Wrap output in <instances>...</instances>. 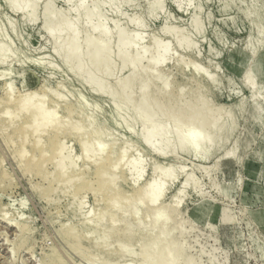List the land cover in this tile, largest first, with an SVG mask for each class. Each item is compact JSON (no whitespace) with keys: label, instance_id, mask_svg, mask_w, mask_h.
I'll return each mask as SVG.
<instances>
[{"label":"rangeland","instance_id":"obj_1","mask_svg":"<svg viewBox=\"0 0 264 264\" xmlns=\"http://www.w3.org/2000/svg\"><path fill=\"white\" fill-rule=\"evenodd\" d=\"M81 1L0 0V264H45L53 254L66 264H141L153 240L154 210L136 203L146 185L161 187L162 215L172 221L164 243L182 244L178 264H264V100L257 98H264V0H98L99 10L84 0L86 11L76 13ZM18 3L24 11L12 9ZM67 22L77 29L75 45L105 26L107 72L89 63V49L81 71L63 58L69 33L61 31L55 47L47 28ZM118 30L139 69L167 44L146 97L154 101L165 89L157 105L168 106L162 122L171 134L152 149L134 111L138 87L128 109L119 112L114 101L128 94L119 82L131 71L115 47ZM250 65L255 79L247 85ZM92 75L102 89L88 83ZM25 94L32 105L23 113ZM192 100L211 121H227L225 139L213 126L203 140V119L177 131L171 110ZM37 103L49 111L47 128L33 123ZM165 172L170 179L161 184ZM120 246L130 254L117 257Z\"/></svg>","mask_w":264,"mask_h":264},{"label":"bare ground","instance_id":"obj_2","mask_svg":"<svg viewBox=\"0 0 264 264\" xmlns=\"http://www.w3.org/2000/svg\"><path fill=\"white\" fill-rule=\"evenodd\" d=\"M66 1L70 2L72 0H66ZM110 1H112V0H109V2ZM113 1H118V0H113ZM92 6H93L94 10H99L100 9V2H98V0H93ZM12 9L16 12H20V11H24L25 6L22 3H18V4L13 5ZM47 9H48V7L46 6L45 10H47ZM86 9L87 8L85 5V1L82 0L77 5V9L75 10V12L76 13L85 12ZM89 14L91 17L95 16L94 12H90ZM76 30L77 29L75 27H73L71 25V23L67 22L66 24H60V25H57L55 27L47 28V33L53 38V44L55 47L60 46V44H59V38H60L59 33L61 31H66L69 33L70 39L68 41H66L62 46H60L62 49L61 53H62L63 58L66 60H69L72 57V59H74L78 63V70L79 71H81L83 69V67L80 66V64H79V61L82 57V52L85 49H89V54H88L89 63L98 62L101 65V71L107 72L111 66L110 61H109L110 44L109 45H102L99 43L100 39L106 34L105 26L103 24H99L98 27H95L94 36L85 37L83 42L81 43V45H78V44L75 45ZM127 39H128V37L124 34L123 31H121V30L117 31L116 41H115V47H116L117 53L121 56L123 65L131 68L129 75L126 76L124 79H122L119 82V87L121 88V90H128L129 92L126 95L125 94H123L121 96L119 95V100L123 101L122 104L118 100H114V101H115V103H117L118 106H120L119 112H121L122 110L124 111V110L128 109L130 107V104L133 101V97H132L130 90L134 86L138 87V100L136 102V107H135L134 111L136 113V117H137L138 121L143 125V129L141 131L140 136L142 139H144L146 146L152 149V145L157 138L161 142L166 143L168 141L167 139L169 138V136L171 134V130L165 129L166 126L162 122L163 118H165V115L168 111V109L166 108L168 106L166 105V107H163V106L157 105V103H159L158 98L159 97L161 98L165 95V89L162 88L160 90L159 97L154 101H148L147 97H146V93H147V89H148V85H149L148 80H151L152 82L160 80V78L154 72L153 69L156 67V65L158 63L163 62L164 59L166 58L167 44H164V49L161 51V53H159L158 55L152 56L148 60L146 67L139 69L140 57L139 56L128 57L126 52H124V50H123V46L125 45L124 43L126 42ZM184 40H185V36L183 34L178 35L177 43L179 45H181L184 42ZM136 42H137V35H134V36H132V42L131 43L136 44ZM131 46H133V45H131ZM156 46H157V42L154 43V47H156ZM0 52H1V49H0ZM253 70H254V68H253ZM245 71H246L245 72V78H246L247 85H252V83L255 79V74L252 71V66L251 65L248 66ZM86 80L88 81V83L90 85H92L96 89H102V87H103L102 82L99 81V79L96 75H92L91 77L86 78ZM111 97L114 99V96H111ZM30 98H31V94H25V95H22L20 97L19 104H18V110L20 112H23V111L27 110L28 108H30V103H31ZM253 98H256V96H253ZM257 98L260 99L261 101L264 100V98H262V97H257ZM193 101L194 100H192L191 102L189 101L184 105H177L173 108V110H171L173 112V118L177 124L176 125L177 131L181 132V128L188 121L203 119L205 121V124H204L205 126L202 130L203 140L207 139V137L211 131V128L213 126L215 127L216 134L219 135L221 138L225 139L226 134H228V132H229V129L227 128L228 127L227 121H223V120L211 121V119L208 117V114H210L209 111L206 109H199L198 110L196 108V106L194 105L195 103ZM159 104H161V103H159ZM31 105H32V103H31ZM32 109L34 110L35 121H36V119H38L40 121V122H38L39 128L41 129V127H42V129H43L44 126H45L44 128H47L46 126H48L47 124H49V122H48V112L49 111L44 109V107L38 103L34 104V106L31 107L30 110H32ZM150 111H154V114L153 113H147ZM9 113L10 112H8L7 114H9ZM168 113H169V111H168ZM151 115L154 116L155 120H157V123H155V125H152V126L150 125V121H152V119H153L152 117H150ZM4 116H6V114ZM206 118H208V119H206ZM33 123H37V121L33 122ZM35 125H33L34 131L40 130V129H38V126L37 125L35 126ZM49 126H51V124ZM27 128H29V127L27 126L26 129ZM28 130H30V129H28ZM190 131H191V133L195 132L193 128H190ZM24 137H26V138H24L25 140L22 141L21 147L19 149V156H20V154H22L23 157L25 156V154H23V153H26V152H24L25 151L24 147H25L26 141H27L26 140L27 136H24ZM36 142H37L36 144L38 145L39 140ZM10 143H12V142H10ZM13 144H14V142H13ZM13 148H14V145H13ZM154 148H155V149H153L154 152L156 154L160 155L161 154L160 147H154ZM57 154H59V153H57ZM17 155H18V153H17ZM60 155H62V154H60ZM44 156L45 155H42V158ZM19 159L24 160L25 157H24V159L22 157ZM34 160H35V156H33L32 160H30L29 162H33ZM24 164H27V163H24ZM126 167H127L128 175L130 177L131 167H130V165H127ZM161 177H162L161 178V184H163L166 181H168V179H170V173L165 172ZM151 193L153 195H151ZM162 196H163V192L161 190V187L152 188L151 185H146L140 190V192L136 198L137 204L146 203L147 206L152 207L154 210V214H152V215H154V218L152 219L153 222L150 225L151 229L149 230L150 235L148 236L150 239H153L154 241L152 240V243H151L152 245L147 247V251H145V254L143 256L141 264H178L177 261L183 253V247H182L181 243L174 242V241L164 243L167 235L169 234V231H167L165 226H166V223H168L171 220L169 219V221L167 220L168 222H166L167 217L165 219L163 217V215H165V214L162 215V212H163V207H162V203H161ZM129 216H132V214L131 215L129 214ZM5 227L6 228H8V227L16 228V226L12 225L11 223L10 224L6 223ZM124 228H126V226ZM132 229H133V227H131V226L128 227L129 235H130ZM172 231H174V230H172ZM175 232H176V229H175ZM182 235H183V233L181 234V236ZM123 248L124 247L120 246L121 250H120V252L116 253L117 257H122L128 252V251L123 250ZM151 248L154 250H149ZM191 263H192V261H188L186 264H191ZM45 264H66V263L63 261V259L60 256L53 254L51 256V258ZM104 264H110V263L108 261H105ZM125 264H128V263H125Z\"/></svg>","mask_w":264,"mask_h":264}]
</instances>
